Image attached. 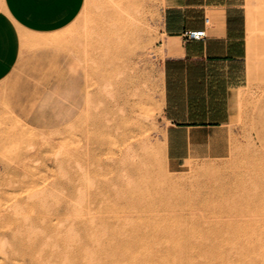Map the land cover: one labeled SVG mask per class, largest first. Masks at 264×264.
<instances>
[{
    "label": "rangeland",
    "instance_id": "obj_1",
    "mask_svg": "<svg viewBox=\"0 0 264 264\" xmlns=\"http://www.w3.org/2000/svg\"><path fill=\"white\" fill-rule=\"evenodd\" d=\"M170 1L82 0L67 25L21 34L0 79V264H264V0H226L243 86L229 123L190 142L207 154L179 162L162 116Z\"/></svg>",
    "mask_w": 264,
    "mask_h": 264
},
{
    "label": "crops",
    "instance_id": "obj_2",
    "mask_svg": "<svg viewBox=\"0 0 264 264\" xmlns=\"http://www.w3.org/2000/svg\"><path fill=\"white\" fill-rule=\"evenodd\" d=\"M82 0H0V79L13 65L27 31L46 33L67 25ZM226 0L170 1L162 10L161 30L167 43L160 61L165 157L179 162L214 128L227 125L243 74V21ZM203 17L207 21L203 22ZM204 27L202 40H183L186 29ZM178 40V46L171 41ZM24 43V42H23Z\"/></svg>",
    "mask_w": 264,
    "mask_h": 264
},
{
    "label": "built area",
    "instance_id": "obj_3",
    "mask_svg": "<svg viewBox=\"0 0 264 264\" xmlns=\"http://www.w3.org/2000/svg\"><path fill=\"white\" fill-rule=\"evenodd\" d=\"M207 21V17H203V22ZM206 37L204 27L194 28V29H186L182 32L183 40H202Z\"/></svg>",
    "mask_w": 264,
    "mask_h": 264
},
{
    "label": "bare ground",
    "instance_id": "obj_4",
    "mask_svg": "<svg viewBox=\"0 0 264 264\" xmlns=\"http://www.w3.org/2000/svg\"><path fill=\"white\" fill-rule=\"evenodd\" d=\"M258 16V15H257ZM256 19V18H255ZM23 35V34H22ZM33 35V34H32ZM36 35V34H35ZM23 37V36H22ZM26 42V41H25ZM124 178V177H123Z\"/></svg>",
    "mask_w": 264,
    "mask_h": 264
}]
</instances>
